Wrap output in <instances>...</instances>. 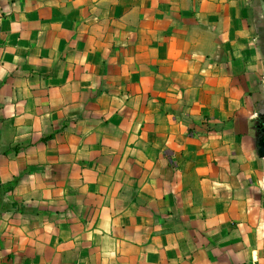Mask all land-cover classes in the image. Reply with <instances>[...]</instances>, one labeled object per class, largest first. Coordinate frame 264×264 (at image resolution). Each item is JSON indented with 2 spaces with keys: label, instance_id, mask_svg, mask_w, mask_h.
Returning a JSON list of instances; mask_svg holds the SVG:
<instances>
[{
  "label": "crops",
  "instance_id": "0c3cea01",
  "mask_svg": "<svg viewBox=\"0 0 264 264\" xmlns=\"http://www.w3.org/2000/svg\"><path fill=\"white\" fill-rule=\"evenodd\" d=\"M0 264H264V0H0Z\"/></svg>",
  "mask_w": 264,
  "mask_h": 264
}]
</instances>
